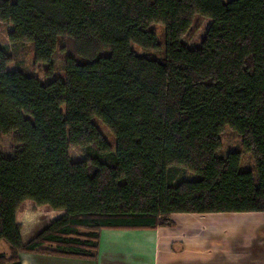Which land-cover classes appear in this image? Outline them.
Here are the masks:
<instances>
[{
	"label": "trees",
	"instance_id": "obj_1",
	"mask_svg": "<svg viewBox=\"0 0 264 264\" xmlns=\"http://www.w3.org/2000/svg\"><path fill=\"white\" fill-rule=\"evenodd\" d=\"M197 14L211 24L189 46ZM0 22L11 45L0 46V264L95 259L102 229L169 226L173 213L264 212V0H0ZM153 23L165 26L161 58L130 48L157 47ZM25 43L50 75L65 54L64 79L25 74L14 56ZM226 126L239 139L227 153ZM26 200L64 212L23 242Z\"/></svg>",
	"mask_w": 264,
	"mask_h": 264
},
{
	"label": "crops",
	"instance_id": "obj_2",
	"mask_svg": "<svg viewBox=\"0 0 264 264\" xmlns=\"http://www.w3.org/2000/svg\"><path fill=\"white\" fill-rule=\"evenodd\" d=\"M40 206L46 205L35 208ZM20 208L16 220L26 242L46 225L18 221ZM52 211L58 212L52 221L64 212ZM170 218L169 226L102 229L95 259L23 253L21 264H264V212L173 213Z\"/></svg>",
	"mask_w": 264,
	"mask_h": 264
},
{
	"label": "rangeland",
	"instance_id": "obj_3",
	"mask_svg": "<svg viewBox=\"0 0 264 264\" xmlns=\"http://www.w3.org/2000/svg\"><path fill=\"white\" fill-rule=\"evenodd\" d=\"M210 24L211 20L209 18L202 17L199 14L195 15L190 28L183 36V40L189 46L198 43ZM148 30L153 31L156 34L157 47L146 48L136 43H131L130 48L137 54H150L159 58L164 57V55L166 54L165 26L159 23H153L148 26ZM7 32L8 29L6 24L4 22H0V46L11 50V45L9 44L7 39ZM34 54L35 52L31 44H19L15 47L14 56L16 60L21 63L23 72L25 74L38 77L39 81L43 84L56 78L64 79V74L61 70V57H64L65 54H57V56L55 57V62L58 63V66L56 71L51 75L47 74V64L43 62H36L34 59ZM94 122L96 123L104 138L111 145L112 149H114L115 141L112 132H110V130L106 128L97 118L94 119ZM238 142L239 139L237 137V133L226 126L223 132L221 146L222 151L225 153L231 151L232 149L237 147ZM16 148L17 144L14 142L13 137H8L3 144V152L6 154H13ZM69 155L72 161H79L84 159L81 148L77 146L71 147ZM242 163L243 165H245V168L253 169L254 167L252 160L247 155H243ZM183 176L184 178L188 179L197 178V176L191 172L186 173ZM35 205L36 204L31 200H26V202L23 203L19 210L18 221H22V223L27 222L30 224H34L37 225V227L42 228L43 226L47 225L50 220L52 221V217L54 215H58V212L52 211L47 205L40 206L39 208H35ZM7 251L8 248L6 242L0 241V253H8Z\"/></svg>",
	"mask_w": 264,
	"mask_h": 264
}]
</instances>
